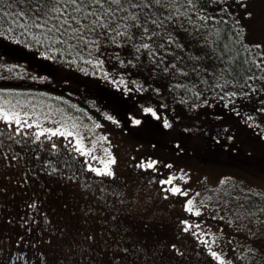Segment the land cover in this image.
<instances>
[{
    "label": "rangeland",
    "instance_id": "rangeland-1",
    "mask_svg": "<svg viewBox=\"0 0 264 264\" xmlns=\"http://www.w3.org/2000/svg\"><path fill=\"white\" fill-rule=\"evenodd\" d=\"M226 7L245 30L248 44L264 43V0H227ZM211 47L193 39L189 50L214 59ZM0 59L113 117L103 119L72 101L70 109L59 107L55 100L60 98L50 92L45 96L53 100L5 94L29 109L35 104L38 112L51 109L54 119L60 118L57 110L72 116L85 149L97 137L107 139L96 144L97 160L74 151L68 142L74 144V138L60 136L42 137L35 144L29 138L27 146L17 144L11 151L0 147V264H219L194 232L204 233L201 238L209 240L225 264H264V136L245 123L242 106L211 105L212 118L209 110L171 102L163 98L164 86L151 81L156 79L143 61L108 83L68 71L7 38H0ZM121 77L138 84L113 83ZM149 106L163 112L172 127L165 129L144 115L142 108ZM133 116L144 123L133 126ZM43 126L58 125L45 121ZM0 132H8L3 122ZM105 148L115 160L114 178L88 171L89 162L103 167L99 158ZM146 160H156V169L137 166ZM172 177L173 185L161 183ZM172 186L187 190L188 196L165 191ZM193 197L200 216L186 211ZM187 225L193 227L184 231Z\"/></svg>",
    "mask_w": 264,
    "mask_h": 264
},
{
    "label": "snow or ice",
    "instance_id": "snow-or-ice-1",
    "mask_svg": "<svg viewBox=\"0 0 264 264\" xmlns=\"http://www.w3.org/2000/svg\"><path fill=\"white\" fill-rule=\"evenodd\" d=\"M220 2L221 0H216L217 4ZM211 5L212 0H0V38L7 37L17 43L23 41L26 44L35 43L46 46V50L53 53H67L74 58H79L93 69L103 68L105 57L109 61L114 59L125 69L130 66L136 67L144 56L152 63L154 71H158L161 75L168 74L169 79L175 81L173 87L192 91L197 99L201 96L200 91H195L199 85H208L213 91L219 88L222 94L217 93V98L227 99L233 104V110H235V98H243L264 91V43L247 46L241 43V48L246 55L238 63L247 67L244 68L246 78L238 81L239 92L224 91L232 84V80L228 78L229 68L232 73H235L233 79L239 76V71L231 64L236 56L224 59L231 51L228 45L220 49L223 53L221 60L227 67L212 69L213 83L209 84L204 79H198V81L192 79L193 75L199 78L201 69L195 64H190L189 60H202L200 56H189L186 59L183 55L189 50L192 40H202L204 46L216 45L219 48L216 39L219 36L217 25L224 21L217 20L214 12L209 10ZM223 11L224 9L221 8L220 12ZM247 15L251 18L252 14ZM253 49L259 51L253 52ZM236 55H239V52ZM17 67V65L0 64V70H6L8 73H14ZM180 76L184 77L183 82L177 79ZM107 77L108 73L105 72L104 78ZM0 78L3 77L0 76ZM257 81L261 82V86H256ZM113 83L125 87L128 84H138L136 80L125 81L123 77L113 80ZM138 87L143 90L144 86L139 84ZM245 88L248 91H244ZM128 90L131 91V89ZM155 91L159 92V89ZM204 102L207 103V99ZM261 103L264 104V101ZM257 111L264 112V107ZM142 112L160 122L165 129L172 127L169 118L158 109L150 106L143 107ZM57 113L60 114V118L54 119L56 113L51 109L47 112L43 110L38 112L35 104H32L29 109L22 100L15 97L6 98L0 91V122L8 128L6 135L0 132V147L11 151L17 144L22 147L27 146L29 138L35 144L42 143V137L51 140L53 137L60 136L65 139L74 138V144L71 139H68L74 151L82 156L90 157L91 160H97L98 157L93 155L96 144L107 138L97 137L92 141V147L85 149V137L81 134L80 125L76 119L64 115L62 110H57ZM237 114L240 113L237 112ZM106 118L113 120L110 115ZM252 119L251 115L247 116L245 123ZM45 121H52L58 126L44 127ZM129 122L136 127L144 123L142 119L135 116L131 117ZM252 126L249 125V127ZM100 127V124L95 125L97 129ZM33 129L36 130L27 131ZM52 147L55 149L56 145L53 144ZM104 154V158H99L103 167H95L89 162L88 171L97 176L114 178L112 165L115 164V160L106 148ZM157 163L156 160L138 161L137 166L142 170H153L156 169ZM52 171L55 172L56 169L53 168ZM174 179L176 177L161 183L173 185ZM165 191L188 196L187 190H182L178 186L169 187ZM115 195L119 196L121 193L117 192ZM194 199L195 197L187 200L186 211L200 216L201 212L194 204ZM31 207H35V204ZM241 207L244 206L241 205ZM261 211H264V207ZM192 227L193 225H187L183 230L189 231ZM194 227L199 229L200 225L196 224ZM193 235L200 238L201 244L208 246L214 260L219 261V264H225V259L212 250L209 240L201 238L204 233L194 232ZM20 259L25 258L20 257ZM227 264L232 262L227 261Z\"/></svg>",
    "mask_w": 264,
    "mask_h": 264
},
{
    "label": "trees",
    "instance_id": "trees-1",
    "mask_svg": "<svg viewBox=\"0 0 264 264\" xmlns=\"http://www.w3.org/2000/svg\"><path fill=\"white\" fill-rule=\"evenodd\" d=\"M227 0H221L219 4L216 3V0H212V5L210 7V11H213L216 15L217 20H223V23H220L217 25L219 28V36L216 37L217 42L219 44V48L216 47V45H211L214 47L215 52L213 53V58L207 59V54L205 55V58L207 60H204L202 57V60L196 61L195 59L189 60L190 64L197 65L198 68L201 69L199 73V78L196 75L192 76V79L197 80L198 79H204L209 82V84L213 83L212 81V69L215 67L217 69L222 67H227V65L221 60V56L223 53L220 51V49H223L225 45H228V49H230L229 56H225L224 59H230L231 56H236L235 60L231 61L232 67H235L239 71V76H236L235 79L233 77L235 76V73L231 72V68H229V79L232 80V84L228 86V88L224 89V91H240L238 81H243L246 78V73L244 71V68L247 67L241 66L238 61L243 59V57L246 55L243 48H241V43H243L245 46L248 45L246 42V34L245 30L240 26V24L237 21V17L235 14H233L231 11L228 10L226 7ZM223 8L224 11L221 13L220 9ZM7 38V37H5ZM9 39V38H7ZM12 40V39H10ZM16 42L15 40H12ZM17 43V42H16ZM22 46H26L39 54H41L43 57H46L47 59H51L53 62L61 65L63 68H65L68 71H73L78 75L83 74H91L92 76L96 77V79L103 80L106 82H112L111 78L112 76L119 71H122V66L119 65L117 61L114 59L109 61L106 57L105 63L103 68L100 69H93L90 65L85 64L82 60L79 58H74L72 55H68L67 53H53L51 51L46 50V46L37 45L35 43H24L21 41L18 43ZM211 47V48H212ZM259 50L253 49V52H257ZM237 52H239V55H236ZM204 53V52H203ZM185 58L187 59L189 56L195 57L194 53L191 50L185 51L183 53ZM201 57V56H200ZM141 61L144 62V65L147 66L151 70V77L155 78L156 80H151L153 82L157 81L161 85L164 86V96L165 99L170 100L171 102L180 103L182 105H189L190 108L194 110H202L206 109L209 110V115L212 116V110L211 105H218V106H233L231 102H229L227 99L225 100H219L217 98V93L222 94L221 90L219 88L215 89L214 91L208 87V85H199L198 88L195 91H200L201 96L199 99L194 95V92L192 91H186L184 88H175L173 87V83L175 81L169 79L168 74L161 75L158 71L153 70L152 63L145 59L144 56L141 57ZM204 61V62H203ZM206 62V63H205ZM141 63V62H140ZM0 64H4L5 66L8 65H17L16 71L14 73H8L6 70H0V76L3 78H0V91H2L4 94H17L18 92L23 93L21 96H18L19 98L23 95H44L45 92H50L52 95L57 96L60 98L59 101L55 100L56 104H59L58 106H63L65 108L70 109L71 101L78 105V109H88L91 113H94L95 115L99 114L103 119H107L106 115L100 110H96L93 106H90L86 104L85 102L81 101L79 98H75L73 96H70L69 94L63 93L59 90H53L52 88L45 87L40 84V78L38 76H34L31 74H27L25 72V67L19 66L15 63H6L5 61H2L0 59ZM115 65V66H114ZM131 67V66H130ZM112 68L110 71L109 69ZM132 69H138V68H132ZM205 69L207 71H205ZM108 73V77L104 78V73ZM22 74V78H21ZM180 81H184V77L180 76L177 77ZM251 83V82H250ZM256 86H261V82L257 81L255 82ZM235 85V86H234ZM28 90H32L28 91ZM244 91H248L247 88L244 89ZM12 94V95H14ZM50 94V95H51ZM47 97L45 98L49 100H53V98L50 97L46 93ZM17 96V95H16ZM205 99H207V103H205ZM68 100V101H67ZM184 101V102H181ZM261 101H264V91L252 94L247 97H237L235 98V104H238V106L243 107V116L244 120L247 116L251 115L253 119L251 121H247L248 123H251L253 125L252 127H256L259 132L262 133L264 136V112L257 111V109H260L264 107V104L261 103ZM51 104V103H50ZM210 104V105H208ZM52 105V104H51ZM209 106V108H208ZM75 107V105H74ZM67 108V109H68ZM258 126V127H257ZM219 164V163H215ZM223 165V164H222ZM226 165V164H225Z\"/></svg>",
    "mask_w": 264,
    "mask_h": 264
},
{
    "label": "flooded vegetation",
    "instance_id": "flooded-vegetation-1",
    "mask_svg": "<svg viewBox=\"0 0 264 264\" xmlns=\"http://www.w3.org/2000/svg\"><path fill=\"white\" fill-rule=\"evenodd\" d=\"M106 223H107L108 225H109V224H111V225L114 224V225H115V223H113V222L111 223V222H109V221H107ZM111 225H109V226H111ZM117 226L119 227L120 224H117ZM37 253H39V252H37Z\"/></svg>",
    "mask_w": 264,
    "mask_h": 264
}]
</instances>
